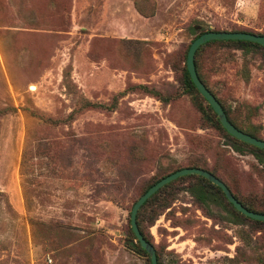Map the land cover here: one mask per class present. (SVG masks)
I'll list each match as a JSON object with an SVG mask.
<instances>
[{
  "label": "rangeland",
  "instance_id": "374dc122",
  "mask_svg": "<svg viewBox=\"0 0 264 264\" xmlns=\"http://www.w3.org/2000/svg\"><path fill=\"white\" fill-rule=\"evenodd\" d=\"M194 28L264 33V0H0V264H146L126 244L133 205L189 162L264 199V166L184 93ZM201 69L240 121L248 101L264 124V50L207 47ZM67 72L78 95L117 107L69 119ZM190 184L144 213L161 262L259 264L264 225L239 221L219 194L200 204Z\"/></svg>",
  "mask_w": 264,
  "mask_h": 264
},
{
  "label": "trees",
  "instance_id": "16d2710c",
  "mask_svg": "<svg viewBox=\"0 0 264 264\" xmlns=\"http://www.w3.org/2000/svg\"><path fill=\"white\" fill-rule=\"evenodd\" d=\"M139 12L144 15V16H150L153 15L152 13L145 12L141 7L138 6ZM198 27V26H197ZM194 31L196 33H199L196 35V37L193 39L191 44L201 35L211 32V30L208 31H200L197 32V28H194ZM214 32H221V31H214ZM231 32H242V33H249V34H254L258 36H264V33H258V32H251V31H244V30H233ZM189 45L185 57H184V65L181 67V72H182V83H183V89L184 93L186 95L191 96L194 101L196 102V107L198 111L201 113L202 118L204 122H206L208 125L220 130L223 132L226 138H228L231 141V148L234 149L236 152L241 153V154H246V153H251L256 157L258 162L264 166V150L259 149L255 146H252L250 144L244 143L242 141H239L238 139L234 138L231 136L222 126V124L219 121V118L217 114L214 112L212 107L208 104V102L204 99V97L200 94V92L197 90L196 86L194 85L188 70H187V55L190 49ZM211 46H228V47H236V49L241 50L244 54H249L251 52H256L258 50H264V47L253 42H247V41H211L208 42L207 44L201 46L198 51L196 52L195 55V65L197 69L198 76L200 80L203 82V84L207 87V89L215 96V98L219 101L221 104L222 108L224 109L228 120L240 131L249 134L250 136L257 138L259 140L264 141V124L263 122H260V117H261V111L258 107L255 105L251 104L248 101H244L245 107L248 109L249 113L247 115V123L244 121H240L239 118L237 117L236 110H233L232 108L228 107L217 95L216 93L209 87L207 84L203 73H202V53L204 49L207 47ZM65 83L66 87L68 88L69 92L71 94H77L76 88L73 85L71 79H70V74L69 72L66 73L65 75ZM147 89V88H144ZM149 91V90H148ZM150 93L158 96L160 95L157 91L155 90H150ZM78 95V94H77ZM159 97V96H158ZM199 98L205 103L202 104L199 101ZM162 101L165 103H168L170 100L169 98L166 97H160ZM117 106L115 103L112 104H105V103H95L91 102L88 99L84 98V96L78 95L77 96V102H76V108L73 110L71 115L69 116V119H74V117L89 109H102V110H113ZM9 112L8 108H1L0 107V115L7 114ZM184 168H199L206 170L216 176L219 180L224 182L226 186L230 189L231 193L233 196L240 202L246 209H248L251 212H255L258 214H264V199L263 200H258L253 197H242L239 191L231 186V184L228 181H225L223 177L214 169H210L208 165L203 162H189L186 165L182 166H177L173 168L171 171L162 174L158 179H155L152 183H150L145 190L143 191L142 195L143 196L152 186H154L156 183L164 179L165 177L177 172L178 170H182ZM184 181H191L192 184L189 185V191L193 195V197L196 199L197 202L200 204L207 206L209 204H215L218 201V194L224 198V200L227 202V204L230 205V207L234 211L235 217L239 221H248L251 223L259 224V225H264V222L261 221H255L250 218H247L243 214L239 213L233 205L227 200L225 197L224 193L220 188L217 186L213 185L211 182H209L207 179L198 176V175H188L184 176L181 178H178L177 180L167 184L164 186L162 189H160L157 193H155L139 210L138 215H137V224L140 229V232L144 236V238L151 243L153 246L154 244L151 242V240L145 235L144 230H143V218H144V213L147 210L148 207L159 204V203H164L168 197L173 194V191L175 189V186L178 183L184 182ZM140 196V197H141ZM136 203V202H135ZM134 206V205H133ZM130 228H129V234H128V239H127V247L130 251L134 252L135 254L139 256H144L146 258V264H151V260L145 250L142 249L140 243L138 242L132 228H131V223L129 220ZM155 247V246H154ZM157 251V250H156ZM158 256V264H163L161 262V259L157 253ZM259 264H264V259L259 261Z\"/></svg>",
  "mask_w": 264,
  "mask_h": 264
},
{
  "label": "water",
  "instance_id": "95a60500",
  "mask_svg": "<svg viewBox=\"0 0 264 264\" xmlns=\"http://www.w3.org/2000/svg\"><path fill=\"white\" fill-rule=\"evenodd\" d=\"M247 41V42H253L257 43L264 47V36H258L254 34L249 33H242V32H207L201 36H199L190 46L188 55H187V70L188 73L196 86L197 90L200 92V94L204 97V99L208 102V104L212 107L214 112L217 114L220 123L224 127V129L234 138L238 139L239 141H242L244 143L250 144L252 146H255L259 149L264 150V141L259 140L257 138H254L250 136L249 134H246L239 129H237L227 118V115L222 108L219 101L215 98V96L207 89V87L203 84V82L200 80L196 65H195V55L198 49L207 44L211 41ZM34 90V87H32ZM188 175H198L205 179H207L209 182H211L213 185L217 186L222 190L227 200L233 205V207L241 214L246 216L247 218H250L255 221H261L264 222V214H258L255 212H251L248 209H246L238 200L233 196L230 189L226 186L224 182L219 180L216 176L211 174L210 172L199 169V168H184L182 170H178L177 172L165 177L158 183H156L154 186H152L143 196H141L136 203L134 204L131 216H130V223L131 228L140 243L143 250H145L151 260V264H158V256L156 248L149 243L142 233L140 232V229L137 224V215L141 207L160 189H162L167 184L177 180L178 178L188 176Z\"/></svg>",
  "mask_w": 264,
  "mask_h": 264
}]
</instances>
